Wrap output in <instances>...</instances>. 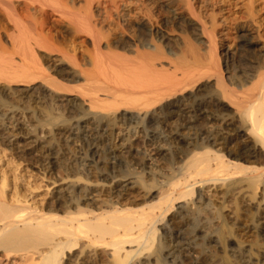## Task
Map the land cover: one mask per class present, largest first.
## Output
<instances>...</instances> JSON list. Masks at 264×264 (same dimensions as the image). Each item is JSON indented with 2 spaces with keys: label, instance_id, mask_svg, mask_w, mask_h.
Returning <instances> with one entry per match:
<instances>
[{
  "label": "bare ground",
  "instance_id": "1",
  "mask_svg": "<svg viewBox=\"0 0 264 264\" xmlns=\"http://www.w3.org/2000/svg\"><path fill=\"white\" fill-rule=\"evenodd\" d=\"M226 1L245 7L250 20L237 28L239 49L221 44V69L215 48L226 36V6L208 15L200 0H0L12 27L0 32V115H16L10 94L18 92L32 114L29 85L41 82L66 98L68 113L44 108L46 124L62 123L53 132L68 147L81 142L77 156L54 141L33 148L49 175L76 180L59 184L50 202L28 200L17 187L11 196L0 179L1 256L32 264H70L75 252L84 254L81 264H229L212 250L230 247L232 264H264V7L260 15L258 0ZM163 12L165 26L154 14ZM51 24L88 55L86 67L61 53L60 62L72 64L58 69L67 85L37 56L55 50L44 34ZM133 138L154 157L130 147ZM155 158L168 161L170 173L154 169ZM235 229L255 240L245 248L239 234L227 236Z\"/></svg>",
  "mask_w": 264,
  "mask_h": 264
},
{
  "label": "rangeland",
  "instance_id": "2",
  "mask_svg": "<svg viewBox=\"0 0 264 264\" xmlns=\"http://www.w3.org/2000/svg\"><path fill=\"white\" fill-rule=\"evenodd\" d=\"M202 1L205 2V0H200L199 5H201ZM221 1H223V0H219L220 3H218V0H215L214 1L215 3H214V2H211L209 0H206V2L205 3L203 2L202 5L204 6L203 7V9H205L204 11H207L208 15H209V12L213 13V11L215 12V10H218L219 8H222L223 6H226V7H223L224 9L228 8V11L231 10V12H228L230 14L226 16L228 18L227 19V23H226V25L223 26V29H225V35L226 36L225 37H220L221 38V39L219 38L220 40L217 39V46L215 48L216 49L215 52H216L217 58L220 59L221 69H222L223 68V66H222V55H221V51H220L221 46L222 45H229L231 48L235 47L233 49H239L238 47H239V44H241V41L238 39L239 35H238V32H237V28H238V26L242 25V23L244 24L247 21H249L250 18L248 16L247 12H246L245 7H244V9L241 10V9H238V8L234 7L235 5L230 4V2H227L226 0L224 1V5L222 4ZM258 1L256 2L257 4L255 5V8L257 7L256 11L260 12L259 14L261 15L263 13L262 8L264 7V3H263L262 0H260V2H258ZM207 3H208V5H207ZM209 3H210V5H209ZM211 3H213V4H211ZM207 6H208V8L210 7L209 10H208ZM212 7H214V8H212ZM229 8H231V9H229ZM259 8H260L261 11H258ZM200 10L198 9V12H200ZM202 12H200V13L202 14ZM244 12H245V14H244ZM154 14H156V16H155L156 18L155 19H157L159 22H161L160 24H162L165 20H167L165 18H168V19L170 18V16L168 14H166L165 12L160 13L158 15H157V13H154ZM259 14L257 13V16ZM233 15H235L236 17L233 16ZM1 16H0V32L1 33L3 32L2 34H5L6 30L3 31V28L5 26H6V28H4V29H9L7 31L8 32L9 31L12 32V29H11L12 27H10L8 25V22H6V19L4 17H1ZM162 17H164V18H162ZM243 19H245V20H243ZM256 19H257V17H256ZM258 21L261 23L262 29H264V24H263L264 21L262 19H259V18H258ZM170 22L171 23H169V25H167V23H166L167 27L170 26L169 28H172V30H176L177 29L176 28L177 25L175 23L173 24L172 21H170ZM51 25L55 27V25H53V24H51ZM51 25H49L48 29L52 28ZM162 25L165 26V24H162ZM164 26H161V27L166 29L167 27L165 28ZM54 27L51 29V32L49 31L50 29L49 30L46 29L44 34L48 35V34L51 33V37H53V39L50 40V44L54 48H52L50 50H54L55 49L56 51L55 50H54V52L53 51H47L48 49H46V51L44 52V49H43V51L41 52L40 51L41 49H39V50L37 49L36 52H37V56L40 57L39 59L41 61L43 60L42 64L45 65L46 68H48V71H49L48 73L51 75V79H54L57 83L59 82L62 85H67V84H70V83H68L66 81V79L63 78V75H61L62 73L60 74L58 71L61 70V69L64 71L65 68H66V71H67V70L70 69L69 66L72 67L71 66L72 64L69 61H67V59H66V61L62 60V62H60L61 59H64V58H61L62 57L61 53L65 52L66 55H68L69 58H71V54H72V58L76 57V59L78 60V63L79 64H83V65L86 64V65H84L86 67H89L88 66L89 65V59H88V55L86 53L84 54L85 49H83V48L81 49L80 46H77V44H72V43L70 44L69 41H66L67 40L65 38L66 36H64L63 33H61L62 32L61 29L58 28V27H55V28ZM169 28H167V29H169ZM217 29H220V28L218 27ZM169 30H171V29H169ZM236 37H237V39H236ZM218 45H220V47ZM50 52H53V53L50 54ZM58 59H60V60H58ZM65 64H66V67H65ZM67 66H68V68H67ZM79 84H81V82ZM31 86L29 85V88L30 89L32 88L33 91H31L30 94H28L27 98L30 101H32V103H33L32 106L34 107V112L32 114L31 113L29 114L28 112H26V111L24 112L23 111L24 107H22V104L20 102V100H21L20 98L23 95H22V93L20 95V93L18 92L17 94H15L16 96L10 94L12 96V97L10 96L12 98V100L15 99V104L13 105L14 106L13 110L11 109L9 111H16V115L15 116H11L10 112H8L7 109H5V110L7 111L8 114L6 113L5 116L4 115L3 116L0 115V179H2V177H6L7 178L8 183H9V188H8L7 192L11 196L13 195V192L15 191L14 188L17 187L18 190H20V194L23 195V196L26 195L25 197H27L28 200H34L35 202L39 201V202H41V204H45L46 202H50V200L52 198V197L50 198V196H53V194L55 193V191L58 189V187L60 185L71 183V181L75 182L76 180L75 179H73V180L72 179H66L65 182H60L59 181L60 180L59 176L61 177V173L59 171L58 172L60 173V175H59V173L57 174V171L52 176L49 175L47 172L44 171V165H43V161H42L43 159H41L43 156H40L41 154H39L38 152H35V150L33 148L39 142H42L44 140H46L47 142H49L51 144L54 141V143L52 145H54L57 148V151H59L60 153L62 152V149H63V151H65L69 156H77L78 153H80L79 149H80L81 142L73 141V143H71L70 146L68 147L67 145H65V142L63 140H61V137H59V136L55 137L54 132H53L54 129H56L58 127H61L62 123H60L59 121L56 122L55 123L56 124L55 127H52L51 125H49V124L47 125L46 124L48 113H46L47 114L46 115L45 112L43 113V111L46 110V112H47V110H49V108L53 109L54 117H59V116H61V114L66 115L68 117V115H67L68 114L67 113V107H65V103L62 102L66 98H64L61 95H58L57 92L53 93V92L47 91V89L46 90L43 89L41 87V82H38V83L33 84ZM22 88H26V87H20L18 89H22ZM51 95H53L54 97H52ZM75 96H77V95L76 94H70L68 96V98H74ZM54 98H56V100ZM44 108H45V110H44ZM69 109L71 111V109H72L71 106L69 107ZM44 115H46V116H44ZM28 118L30 119V121H29ZM44 125H46V126H44ZM16 126L23 127L25 130L31 131L30 133H31L32 137L30 139L23 140V138H24L23 134H22L23 132L19 131V130H16ZM47 129H49V130H47ZM121 130H122V127L118 126L117 129H116V133H114V135L112 137H110V138H112V140H115L116 139V135L115 134H117V133L119 134L121 132ZM45 131H46V134H45ZM40 139H42V140H40ZM131 140H132L131 141L132 142V146H130V144H128V143H126V146H130V147H133V148H140V149H142L141 150L142 152H145L147 155L154 157V153H155V152H153L154 148H152V147H147L148 149L146 147L144 148L143 144H139L138 143L139 141L136 140V138H133ZM135 142H136V144H135ZM22 151H23V153H22ZM262 154H264V153H262ZM29 159H30V162H29ZM155 160H158V161H155ZM159 160H160V162H159ZM151 164L154 167V169L156 167V169H159L163 173L166 172V174L170 173V170H171V167H172L168 163V161H166L164 159L163 160L162 159H158V158L157 159L155 158L154 161L151 162ZM167 164L170 165L171 167L168 166ZM56 174L59 175L58 178H57ZM55 176H56V178H55ZM47 178H50V179L52 178V179L51 180H49V179L47 180ZM55 181L56 182L58 181V182L55 184L54 183ZM80 184H85V182H80ZM88 185H89V187H91L93 189H96L98 187H99V189H101V188L104 187V186H102L103 184H98L97 185L96 183H91V184H88ZM35 186H37V187L35 188ZM110 186H111V184L109 182H107V183H105V187L104 188L106 189V187H110ZM47 187H49V188H47ZM25 192H27V193H25ZM37 197L38 198L40 197V198L38 199ZM40 200H42V201H40ZM45 200H47V201H45ZM260 200H262V198H260ZM43 201H45V202H43ZM219 201H221V199ZM31 202H33V201H31ZM39 202H36V203L40 204ZM231 202H233V201H231V199L225 200L224 206H226V207H225L224 211L227 212V213L230 212L228 210H232L233 207H234L233 203H231ZM227 208H229V209H227ZM231 221L232 220H229L230 226H232V224H233V223H231ZM228 228H230V227L227 224V230H228ZM232 233H235V234H232L233 236L231 234L227 235V236H229V239L234 240L235 239L234 235L238 236V234H239L238 239H239L240 236L242 237L241 241L245 242V245H244V247L246 246L245 248H247L249 246V243L251 244V242L253 240H255V238H254L255 236L251 235V236L247 237L248 235L247 236L243 235L241 231H239V230L236 231V229ZM250 238L251 239L253 238L252 241H251ZM232 240H229V241L231 242ZM220 249L219 248H215V249L212 250L213 253L216 255L215 260H217V259L220 260L221 258H223V259L227 258V260H226L227 263L232 264L231 262L234 260V257L232 255V251L230 250V247L227 248L226 250H220ZM76 251H78V250H76ZM73 252H75V251H73ZM75 253H76L75 255H77V257L75 256V257L71 258V260L72 259L74 260L73 262L71 260L67 261V257H65V259L63 258V262L65 263L67 261L70 264H77V261L81 260L84 257V254L81 256V254H79V252H75ZM219 256H220V258H219ZM232 257H233V259H232ZM26 260L27 259H24L23 257H20V255H18V256L17 255L16 256H10V257H8V259L0 255V264H29V263H31L30 261H26ZM219 260H217V262ZM234 262L235 261H233V263ZM81 263H82V260L78 264H81Z\"/></svg>",
  "mask_w": 264,
  "mask_h": 264
}]
</instances>
